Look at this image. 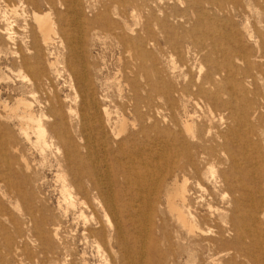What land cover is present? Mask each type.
Returning a JSON list of instances; mask_svg holds the SVG:
<instances>
[{"label": "rangeland", "instance_id": "rangeland-1", "mask_svg": "<svg viewBox=\"0 0 264 264\" xmlns=\"http://www.w3.org/2000/svg\"><path fill=\"white\" fill-rule=\"evenodd\" d=\"M11 7L16 8L17 18H11L10 20H16L17 22L13 26V31L18 34V39H20V36L28 35V23L30 30L36 33L37 25L35 21L31 17L27 18L28 11L30 15V10H34L39 14L49 13L57 26L63 30L65 38H70L72 41L73 38L77 37L78 41L81 39V43L80 46L73 42L68 45L65 39L61 43L60 38L53 36L49 44L44 46L41 43L40 36L36 33L39 55L36 62L40 74L33 75L31 71L20 66L19 55L16 54L15 57V53H13L18 46L13 40L8 41L5 39L6 34L2 30L5 27V21L0 18V232H2L0 235H3L0 236V264H61L66 253L70 254L68 256L70 264H82L83 261L87 264H132L133 262L136 264H192V260H194L193 264H197L200 255L195 253L194 257L196 259H189L190 247L188 249L185 246L186 241L182 244L184 246L180 249V254H176L174 250L176 234L173 233V228L176 226V222L173 219L171 221L164 197V188L172 180L170 177L162 183L159 190L160 204L154 203V210L160 213H156L148 224L149 232L147 236L136 233L132 229H129L131 232H127V245L130 252L125 256H122L123 252L114 242L108 241L109 234H114V217L101 207L102 200L100 198L96 199L95 191H90V183L86 182V189L81 190L79 194L81 200L85 202V207L87 208L90 205L87 209H83L86 216L78 221L73 219L74 215L72 213L63 216L59 208L61 180L57 178L58 173L63 174V168L56 166L55 159L61 158L62 149H59L54 142L48 144L45 152L41 154L34 145V134L31 133V141L20 134V123L23 124L20 120L23 106L18 104L19 108L17 100L30 102L35 116L47 115L50 105L62 112H66L71 107L73 117H66L64 121L69 128L73 125L74 130L80 119V114L83 112L79 88H88L91 85H93L92 93L96 98L94 103L96 106L93 105L90 109H85V114L96 117L97 112L104 105L110 111L113 119L117 117L116 114L120 116L118 118H124L128 131L134 132L144 128L146 124L154 123V109L156 107H159L164 115L170 116L171 112L168 110V104L180 110H177L178 112L174 115L179 127L180 125L183 126V121L189 123L192 120L197 121L196 117L201 115V109H196L191 103L186 102L188 98H198L201 106L207 104L211 107L210 109L214 115H223V120H226L230 111L226 106L228 99L226 88L220 86L217 89L202 82L206 71L211 67V62L221 61V55L216 52L208 54L207 60L205 57L206 47L208 49L213 47L219 49L220 45H214V43L221 32L232 31L235 33L234 41L239 40L242 26H247L250 33H252L253 40H248L245 37L246 34H244V40H239L240 43L232 42L231 45L243 50L251 59L254 57L253 60H257L258 63H264V57L259 59L256 57V55H261L259 44L264 42V0H239L236 9L231 8L233 7L232 0H118L117 2L116 0H78L75 10L67 8L61 2L59 3V0H0V9H10ZM94 31L95 33H93ZM95 37L100 38L96 39ZM132 42L135 45H132ZM25 43L28 46L27 39L24 40L21 47L28 57ZM202 46L205 47V51L200 54L198 50ZM126 47L130 51L132 50L130 60L126 55ZM73 49L75 52L81 51L85 56L87 55L86 57L97 67L96 74H91V72L88 74L82 70L81 65L83 62H81V58L70 53ZM140 50L144 51L143 58L134 55L135 51L140 52ZM168 56H172V60L177 64V73L181 71L180 78H178L179 84L175 88L172 87L173 84L167 75L166 63ZM187 67L191 68L192 71L189 72ZM73 69L79 73L81 78L78 83L72 73ZM248 69L246 73L244 66L236 70L235 78L239 84L238 87L245 85L248 89L247 94L235 95L236 101L233 103V112L236 115L242 114L239 109L240 105H244L252 113L261 101L260 98L264 95V66L251 64ZM142 76L145 79L141 78ZM191 77L194 80L197 79V84H203L204 90L198 91L196 88H188ZM220 83L217 81V84ZM132 86L136 87L135 91L132 90ZM225 86H227V83ZM53 93L57 97H53ZM47 97L50 98L49 103L46 101ZM43 101L44 105L41 103L40 106V102ZM54 101L58 102L55 103ZM261 106L263 105L261 104ZM38 110L41 113L44 111L43 114ZM135 116L137 119H135ZM191 117H193L192 120ZM252 117L256 129L264 124V117L259 113L256 112ZM147 118H150L149 123H146ZM47 121L48 119L44 116L42 122L46 124ZM196 121L194 124L197 125L196 129H198V122ZM162 126L171 127L174 131L178 130L171 122H167V125ZM22 128H26L28 132L27 123L23 124ZM75 132H72L71 137L81 144V140H79L80 133L79 131ZM154 133V131H151L139 135L137 144L148 143L149 137H153ZM6 144L7 146H5ZM48 148L52 150L49 151ZM99 148L97 158L105 159L106 156L105 160L109 165L115 161L113 155L107 153V148ZM78 154V160L82 159V162L80 164H78V161L72 162V167L85 163L89 169L91 163L86 157V150L82 149L81 151L79 148ZM2 155L3 158H1ZM262 155L264 157V150ZM227 163L229 162L226 158V164L217 165V170L227 169ZM161 164H164V162L161 161ZM63 175L66 176V179L70 178L67 173ZM113 185L119 220L126 228H129L132 225V220H134L132 217L130 219L126 208V205L128 206V203L132 200L129 195L130 192L121 183ZM206 187L213 191L210 184L207 183ZM263 191L261 190L262 193ZM13 194L15 195L13 196ZM260 196L257 202L258 206L264 205V201ZM146 197L149 198L150 196ZM218 198H216V201ZM216 203L220 204V202ZM260 209L263 212L261 211L259 214L253 212V214L258 215V230L264 233V208ZM27 211L34 213V219L37 223L40 218H43L41 231L43 232V238L42 241L40 240L43 245H41V250L36 246L39 242L33 241L37 238V234L32 230L26 218ZM8 217L10 218L8 219ZM106 219L110 222L108 225ZM98 222L104 224L105 235H96L94 239L89 238L86 242L81 235L82 230L88 228L90 231H95ZM8 223L10 224L8 225ZM249 225L251 229H254L252 222ZM54 226H58L57 235L54 233ZM4 232L7 233V237ZM132 236L138 237L140 241L145 240L143 249L134 243L135 240ZM163 237L166 239L164 240ZM92 240L97 241L99 249H97V244H95L96 247L93 246ZM19 241L24 244L18 243ZM8 246L11 248L10 250L7 249ZM14 246L18 247V250H16L17 255H14ZM64 247L67 248V252ZM219 247L216 249L217 252L224 249L222 246ZM7 250L11 251V255ZM204 255H207V253ZM216 256L218 257V255ZM222 259L224 260L221 262H224V264H232L227 263L228 257H222ZM245 262L252 264L249 260ZM239 263L247 264L243 260L237 261V259L233 264Z\"/></svg>", "mask_w": 264, "mask_h": 264}, {"label": "bare ground", "instance_id": "bare-ground-1", "mask_svg": "<svg viewBox=\"0 0 264 264\" xmlns=\"http://www.w3.org/2000/svg\"><path fill=\"white\" fill-rule=\"evenodd\" d=\"M117 1L118 0H116V2ZM60 2L66 5L67 8L75 10L74 8L78 0H59V3ZM238 5L239 0H232V6L234 7H231L232 9H236ZM15 9L14 7H11L10 9L5 8L3 10L0 9V18L2 21H5V27L2 30L3 33L6 34V40H13L14 43L16 42L18 48L16 51L13 50V53H15V57L16 54L19 55V57H17L20 60V66L31 71L33 75L40 74V70L38 69L36 62L39 56L36 33L40 36L41 43L44 46L49 44L53 36L60 38L61 43L63 42V39H65L68 45H71L73 42L80 46L81 39L78 41V38L75 37L71 41L70 38H65L63 30L57 26L56 22L49 13L39 14L34 10H30V15L28 11L27 18L31 17L35 21V24L37 25L36 33L30 30L28 23V35L26 34L20 36V39H18V34L13 31V26L16 25V20H10L11 18H17ZM93 33H95V31ZM244 34H246L245 37L248 40H253L252 33H250L247 26H242V30L239 34L240 41L244 40ZM234 37L235 33L232 31L221 32L217 36V39L214 43V45H220V48L216 49L213 47L208 49L206 47V59L208 54L216 52L221 55V61L211 62V67L206 71L205 76L203 77L204 81H202L203 83H207L209 86L216 87L217 89H219L220 86H224V88H226L228 94L226 106L228 109H230L229 116L226 120H223V115H214L210 109L211 107L207 106V104L201 106L198 98H188L186 102L191 103L196 109H201V115H197L198 117H196L197 121L192 120L193 117H191V123L188 121H183V126L180 125V129L179 124L174 119V115L180 110H178V108H174L173 105L168 104V110L171 112L172 116L164 115L162 110H160L159 107H156L154 109V123L148 125L146 124L144 128L134 132L128 131L124 118H118L119 115L116 114L117 117L113 119L110 111L104 107V105L101 109H99L96 117H94V115L85 114V109H90L96 100L92 93L93 85H91V87L88 88L81 87L82 89L78 87L80 96L82 97L81 104L83 112L80 111L81 114L79 113L80 119L75 126V130L74 127L72 128L73 125L70 127L73 129L71 130L64 121L66 117L73 115V110L71 107L66 110V112H62L61 110L53 108L52 105H48L49 109L47 115L35 116L32 112L30 102L17 100V106L18 104L23 106L22 116H20L21 118L18 115L17 117L20 118L23 124H28L27 132L26 128H22L23 124L20 123V134L28 139V141H31V135L34 134V145L37 149H39L41 154L45 152L48 144H52L54 142L56 145H58L59 149H62L61 158H55L56 166L62 167V173H67L70 177L69 179H66L65 175L60 173L57 174V178L61 180V202L59 208L62 211L63 216H67L69 213H72L74 215L73 219L77 221L86 216L83 211V209L86 208L85 202L81 200L79 194L81 190L86 189V182L90 183V191H95L96 199L100 198L102 200L101 207L114 217V234H109L108 241L114 242V244L123 252L122 256H125L130 252V249L127 245V232H131L129 229H132V231H136V233L147 236L149 232L148 224L155 217L156 213H160L159 211L154 210V203L160 204L159 190L162 187V183L170 177L172 180L170 184H167L164 188V197L165 205L167 206V210L171 216V221L173 219L174 222H176V226L173 228V233L176 234L174 246L176 254H180V249L184 246L182 244L184 241H186L187 244L185 246L188 249L190 247L189 259H196L194 257L195 253L200 255L197 264H224V262L221 261L225 258L222 259V257H228L227 263L232 264L234 261H236V259L237 261L243 260L244 263H247L245 261L249 260L252 264H264V233L263 231L260 232L258 230L259 217L257 215L261 211L263 212V210L260 208H264V205H262L263 207L257 205L258 198L261 194L262 195L260 198L262 197V200L264 201V191L263 193L261 192V190H264V157L262 155V151L264 150V124L256 129L254 127V119L252 117V115H255L256 112L264 117V95L260 98L262 102L259 101L258 106L252 113H250L244 105L240 104L239 109L241 110L242 114L236 115L233 112V103L236 101L235 95L247 94L248 92V89L245 85L243 87H238L239 84L235 78L237 68L244 66L246 73L249 70L248 68L251 64L255 66H264V63H258L257 60H253L254 57L251 59V57L243 50L232 46V42L240 43L239 40L234 41ZM95 38L98 39L97 37ZM25 39L28 40V46H26L25 43V49L28 52V57L24 54V51L21 47V44H24ZM131 44L135 45L134 42ZM259 45L261 55H256L257 59L264 57V42L260 43ZM14 46L15 44L13 47ZM204 46L198 50V53L202 54V52L205 51ZM131 51L128 47H126V55L129 60L132 58ZM70 53L75 57L81 58V62H83L81 68L85 73L89 74L91 72L92 74L97 71V67L89 60L88 57H86L87 55L85 56L83 53H81V51L75 52L74 49L71 50ZM134 55L143 58L144 51H135ZM171 57L172 56H168L166 63L167 75L170 77V80L173 84L172 87L175 88L179 84L178 78H180L181 71L177 73L178 66ZM121 67L123 68V66ZM187 70L189 72L192 71V69L189 67H187ZM72 73L77 79L78 83V80L81 79L79 73L74 69ZM143 76L141 78H143ZM196 80L191 77L190 81L188 82V88H196L198 91L204 90L202 87L203 84H197ZM217 81L221 83L217 84ZM226 83L227 86H225ZM132 90L135 91L136 87L132 86ZM53 94V97H57L55 96V93ZM124 99L126 100V98ZM46 101L49 103L50 98L47 97ZM41 103L44 105V101L40 102V106ZM261 104L263 106H261ZM183 111L184 110L182 108V112ZM43 112L41 113L40 111L41 114H43ZM74 113L76 112L74 111ZM180 114L182 113L180 112ZM130 115H132V113H130ZM44 116L48 119L46 124H44L45 121L44 123L42 122V118ZM135 119H137V117ZM195 121L198 122V129H196L197 125L194 124ZM149 122L150 118H147L146 123ZM167 122H171L172 125L178 130L174 131L171 127L162 126L165 124L167 125ZM71 131H74V133H76L75 131H79V140H81V144L77 143L75 139H72ZM151 131H154L155 133L154 136L149 135L153 136L149 137V142L143 145H138L137 139L139 135L147 134V132ZM74 136L76 135L74 134ZM5 146H7V144ZM99 147L107 148V153L112 154L113 156H111L114 157L115 161L109 165L105 160L106 156L105 159L97 158V150L100 149ZM79 148L81 151L82 149L86 150V157L91 163V167L89 169L86 167L85 163H82L79 166L75 165L76 168H74L75 166L72 167V162L78 161V164L82 162V159L78 160ZM50 150L52 149H49V151ZM3 155L1 158H3ZM223 157L227 158V161L229 162L227 163L228 167L227 169L218 171L217 165L226 164V158ZM161 161H163L164 164H161ZM115 183H121L123 186H125L130 192L129 195L132 198L131 202L128 203V206L126 205L130 219L131 217L134 219L132 220V225L129 228H126L118 217L119 214L115 204V193L112 188V186H114L113 184ZM207 183L210 184L213 191L207 189ZM14 195L15 194H13V196ZM146 196L150 197L147 198ZM217 197L219 198L216 201ZM216 202H220V204H217ZM253 212H257V214L254 215ZM9 218L10 217H8V219ZM26 218L29 221L32 230H34V232L37 234V238L33 241L37 243L39 242L36 246L41 250V245H43V243H41L43 238V232H41L43 227V218H40V223H37L34 219V213L28 211L26 212ZM108 219H106L107 225L110 223L108 222ZM251 222L254 229L250 228L249 224ZM9 224L10 223H8V225ZM165 224L164 226H166ZM103 226V223L98 222L95 226V231H90L88 228H84L81 233L83 239L87 242V239H94L96 235L104 236L105 231ZM53 229L55 235H57L58 226H54ZM132 238L135 240L134 243L138 244L140 248L143 249L145 240L141 239L142 241H140L138 237L133 236ZM165 239L166 238H164V240ZM9 240L10 239L8 236V241ZM18 243L23 242L19 241ZM92 244L95 246L97 241L92 240ZM219 246L224 247V249L220 252H217L216 249H218ZM7 249L10 250L11 248L8 246ZM64 249L67 252V248L64 247ZM97 249H99L98 244ZM16 250H18V247L14 246V255H17ZM9 252L11 255V251ZM257 252L260 253L258 254ZM205 253H207V255H204ZM216 255H218V257ZM68 256H70V254L66 253L61 264H70V261H68ZM192 261L194 262V260ZM193 262L191 263L193 264ZM82 264L87 263L83 261ZM132 264L136 263L133 262Z\"/></svg>", "mask_w": 264, "mask_h": 264}]
</instances>
